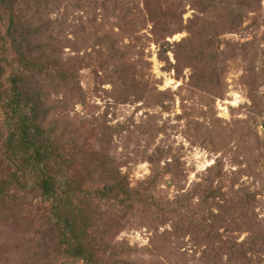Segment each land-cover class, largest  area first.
<instances>
[{
	"label": "rangeland",
	"instance_id": "1",
	"mask_svg": "<svg viewBox=\"0 0 264 264\" xmlns=\"http://www.w3.org/2000/svg\"><path fill=\"white\" fill-rule=\"evenodd\" d=\"M205 1L50 0L42 16L49 25L44 41L52 44L43 48L74 70L78 82L70 90L60 83L55 89L45 75L40 81L55 106L49 118L68 149L81 146L76 161L90 172L92 185L113 180V167L120 178L128 175L131 187L156 171L159 202L193 191V205L202 193L196 187L212 185L229 198L216 200L222 205V237L243 240L252 230L264 231V115L253 100L255 87L258 95L264 92V0L245 24L257 14L261 28L224 37L239 48L227 46L228 57L210 78L203 75L207 62L186 61L188 43L196 41L190 27L212 24L220 15L204 13ZM170 5L174 13L168 18ZM165 41L172 47L163 56ZM247 195L251 202L241 205ZM98 206L110 208L113 218L97 219L92 228L104 262L242 264L207 251L193 237L190 221L175 212L159 213L154 206L126 213L112 200ZM2 212L0 264H49L55 258L60 233L46 218L39 221L34 213L28 223L24 210L21 221L6 220Z\"/></svg>",
	"mask_w": 264,
	"mask_h": 264
},
{
	"label": "trees",
	"instance_id": "2",
	"mask_svg": "<svg viewBox=\"0 0 264 264\" xmlns=\"http://www.w3.org/2000/svg\"><path fill=\"white\" fill-rule=\"evenodd\" d=\"M108 1L111 0H102ZM255 4L258 0L252 3L239 0L238 4L235 0H206L202 8L204 13L218 11L220 15L212 24L203 21L199 28L190 27L196 41H189L186 56L189 60L186 61L192 58L207 62L203 75L209 78L214 75L228 57L230 49L227 46L239 48V44H231V40L224 37L246 30L252 35L253 30L261 28L263 20L257 14L245 26L249 14L259 11ZM50 5V0H0V172H4L0 179V212L3 211V218L21 221L24 210L27 222L32 223L34 213H38L37 220L44 217L50 226L56 227L60 237L56 242L55 258L49 264H111L101 259V246L92 228L97 219L111 218L112 205L107 210L98 205L112 200L118 206L124 205L126 213L135 210L140 213L144 207L155 206L159 213L175 212L181 219L190 221L193 237L203 240L206 250L212 254H223L242 264H264V231L252 230L243 240L222 237L219 228L222 205L218 206L216 200L219 196L227 201L229 198L212 185L204 189L196 187L202 192L196 205L192 202L197 195L193 191L179 194L164 204L159 202L155 188L160 177L155 175V168L138 187L130 186L127 174L120 178L114 167L110 172L113 180L100 186L92 185L90 172L76 161L81 146L76 144L68 149L62 142L64 133L60 134L49 118L55 106L50 103V88L40 81L45 75L55 89L60 83L70 90L78 82L74 70L62 67L43 48L52 44L44 41L49 25L42 16ZM173 11L170 5L165 8L164 15L170 18ZM222 45L225 47L221 49ZM171 47L172 44L165 41L161 45L162 55ZM260 51L264 85V45ZM204 55L207 58H203ZM258 89L254 88L253 100L264 115V92L258 95ZM162 170L166 173L170 168ZM243 199L245 203L241 205L251 202L250 195ZM241 209L245 210V206ZM215 243L219 246L215 247Z\"/></svg>",
	"mask_w": 264,
	"mask_h": 264
}]
</instances>
